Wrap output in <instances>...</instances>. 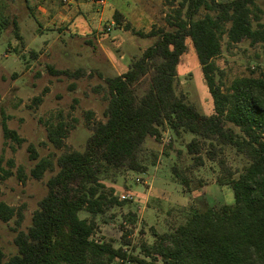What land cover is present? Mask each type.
Returning <instances> with one entry per match:
<instances>
[{
  "label": "trees",
  "instance_id": "16d2710c",
  "mask_svg": "<svg viewBox=\"0 0 264 264\" xmlns=\"http://www.w3.org/2000/svg\"><path fill=\"white\" fill-rule=\"evenodd\" d=\"M257 1L165 0L172 9L166 18L168 27L148 34L122 13L114 15L115 23L125 21L124 30L155 39L123 73L104 77L98 85L107 104L85 149H67L55 164L48 158L36 162L31 170L34 178L42 179L46 171L54 173L46 180L47 192L31 224L14 237L17 252L6 258L0 247V264H264V72L237 77L224 87L223 71L216 62L224 37L227 45L245 39L251 45H264V10ZM0 22L3 30L9 18L0 15ZM12 24L23 42L16 18ZM187 40L213 99L210 115L177 92L178 65ZM50 70L74 79L92 76L83 67L50 66ZM2 127L7 139L23 141L5 118ZM67 129L63 122L49 129L56 147L64 146ZM167 130L177 137L193 134L186 144L193 160L190 168L205 165L207 159L216 163L217 183L233 189L234 203L191 207L183 222L154 232L153 243L132 245L128 228L119 246L112 238H97V216L127 200H119L106 182H115L128 171L146 173L158 157L155 150L148 154L147 141L161 142ZM228 147L243 158L241 170L230 163ZM30 150L31 159L37 158L34 148ZM187 169L172 166L174 177L189 189ZM82 212L87 216L82 217ZM13 217L21 225L23 212L0 202L1 220ZM124 219L134 223L137 216ZM137 248L143 257L135 254Z\"/></svg>",
  "mask_w": 264,
  "mask_h": 264
},
{
  "label": "rangeland",
  "instance_id": "374dc122",
  "mask_svg": "<svg viewBox=\"0 0 264 264\" xmlns=\"http://www.w3.org/2000/svg\"><path fill=\"white\" fill-rule=\"evenodd\" d=\"M257 3L264 10V0ZM171 10L165 0H106L104 5L96 0H0V15L9 18L8 26L0 28V202L23 212L21 225L16 217L8 222L0 218V247L6 258L17 252L14 237L31 224L33 212L47 192L46 180L54 173L46 171L42 179L34 178L31 170L36 162L48 158L55 164L63 151L85 149L107 104L98 85L104 77L123 73L155 39L124 30L125 21L115 23L114 15L122 13L136 29L148 34L168 27L166 18ZM13 18L19 24L23 42L14 34ZM216 62L223 71L224 87L237 77L259 76L264 72V45H251L247 39L227 45L224 37ZM50 66L83 67L92 76H59ZM178 81V93L202 113H214L213 99L190 40L178 65ZM4 118L23 138L21 143L5 137ZM59 122L68 128L61 148L48 135ZM192 137L191 133L177 137L167 130L161 142L149 138L148 154L158 152L156 163L146 173L128 171L115 182H106L115 188V196L129 193L132 199L107 207L97 216V238H112L119 246L128 228L132 230L128 236L132 245L153 243L154 232L168 231L183 222L191 207L234 203L233 189L217 183L216 163L207 159L205 165L190 168L193 160L186 144ZM30 148H34L37 158L31 159ZM226 153L230 163L241 170L243 158L230 147ZM174 164L190 170L189 189L174 177ZM129 214L137 216L134 223L124 219ZM125 248L132 251L131 246ZM135 254L143 257L139 248Z\"/></svg>",
  "mask_w": 264,
  "mask_h": 264
},
{
  "label": "built area",
  "instance_id": "2783aa9c",
  "mask_svg": "<svg viewBox=\"0 0 264 264\" xmlns=\"http://www.w3.org/2000/svg\"><path fill=\"white\" fill-rule=\"evenodd\" d=\"M67 1V0H65ZM100 5H104L106 3V0H96ZM120 199L124 200V199H132V195L131 194H120Z\"/></svg>",
  "mask_w": 264,
  "mask_h": 264
},
{
  "label": "crops",
  "instance_id": "0c3cea01",
  "mask_svg": "<svg viewBox=\"0 0 264 264\" xmlns=\"http://www.w3.org/2000/svg\"><path fill=\"white\" fill-rule=\"evenodd\" d=\"M50 7H53V5L52 4H50ZM90 19V18H89ZM90 23H91V21H90ZM90 24L88 23V26H89ZM47 46V45H46Z\"/></svg>",
  "mask_w": 264,
  "mask_h": 264
}]
</instances>
